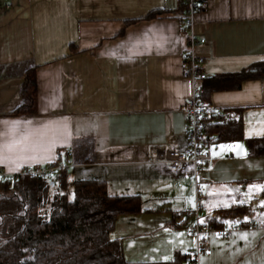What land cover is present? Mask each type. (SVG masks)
Here are the masks:
<instances>
[{"label": "crops", "instance_id": "obj_1", "mask_svg": "<svg viewBox=\"0 0 264 264\" xmlns=\"http://www.w3.org/2000/svg\"><path fill=\"white\" fill-rule=\"evenodd\" d=\"M180 3L0 0V169L17 174L62 151L72 182L102 179L111 194L140 195L143 211L120 215L111 232L133 263L173 261L199 241L172 224L174 212L194 208L193 166L174 172L150 161L156 147L188 151L185 106L202 84L185 75ZM194 30L208 78L264 60V0H206ZM33 67L38 113L11 115ZM205 101L210 115L241 116L244 139L208 145L212 159L200 167L201 221L237 227L206 235L200 264H264V156H251L246 142L264 138V76Z\"/></svg>", "mask_w": 264, "mask_h": 264}, {"label": "trees", "instance_id": "obj_2", "mask_svg": "<svg viewBox=\"0 0 264 264\" xmlns=\"http://www.w3.org/2000/svg\"><path fill=\"white\" fill-rule=\"evenodd\" d=\"M200 10L206 0H197ZM182 30L186 31L187 3L179 9ZM177 10V11H178ZM158 10L147 18L162 15ZM264 76V60L251 68L202 80L200 97L206 100L216 90L241 87L244 80ZM38 113L36 68L26 72L23 102L11 115ZM244 139L241 116L206 117L207 145ZM251 156H264V138L246 140ZM72 188V190H70ZM138 194L115 195L102 179H76L70 186L67 170L49 177L20 175L0 178V264H191L188 254L177 253L173 261L133 263L125 258L122 243L111 238L117 218L143 211ZM192 211L174 212L172 224L189 227ZM211 227L220 228L216 223ZM222 228V227H221Z\"/></svg>", "mask_w": 264, "mask_h": 264}, {"label": "built area", "instance_id": "obj_3", "mask_svg": "<svg viewBox=\"0 0 264 264\" xmlns=\"http://www.w3.org/2000/svg\"><path fill=\"white\" fill-rule=\"evenodd\" d=\"M187 3L184 32L189 39L187 49L184 54L185 59V75L193 79V81H202L207 78V74L202 70L201 66L204 58L197 53V46L200 41L194 30V17L200 11L197 0H183ZM10 7V3L7 4ZM201 90L197 88L187 100L185 112L188 120V151L182 152L173 147H156L154 155L150 158L151 162H166L170 169L174 172L180 171L190 164L194 168L195 181V206L192 210L194 220L189 226V231L198 238V245L194 249L187 252L190 257L191 264H200L201 256L207 248L206 235L215 234L219 237H226L236 229L233 227L215 228L201 221L200 213L205 205L207 196L204 191V184L208 180H204L200 175V167L204 162L212 159L211 151L205 142L206 117L212 112L210 105L200 97ZM72 152V151H71ZM71 162L68 156L62 151L57 153L56 161L32 168H27L17 174H7L0 169V178L17 177L20 175H38L40 177H49L56 171L62 169L69 171Z\"/></svg>", "mask_w": 264, "mask_h": 264}, {"label": "rangeland", "instance_id": "obj_4", "mask_svg": "<svg viewBox=\"0 0 264 264\" xmlns=\"http://www.w3.org/2000/svg\"><path fill=\"white\" fill-rule=\"evenodd\" d=\"M72 174V173H71ZM70 186L72 187V179H71V175H70ZM70 190H72V188H70Z\"/></svg>", "mask_w": 264, "mask_h": 264}, {"label": "snow or ice", "instance_id": "obj_5", "mask_svg": "<svg viewBox=\"0 0 264 264\" xmlns=\"http://www.w3.org/2000/svg\"><path fill=\"white\" fill-rule=\"evenodd\" d=\"M262 203V206H264V202H261ZM193 206H195L194 204H193ZM247 218H245V220H246Z\"/></svg>", "mask_w": 264, "mask_h": 264}]
</instances>
